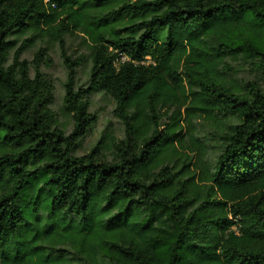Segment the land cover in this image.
<instances>
[{"label": "trees", "instance_id": "16d2710c", "mask_svg": "<svg viewBox=\"0 0 264 264\" xmlns=\"http://www.w3.org/2000/svg\"><path fill=\"white\" fill-rule=\"evenodd\" d=\"M0 264H264V0H0Z\"/></svg>", "mask_w": 264, "mask_h": 264}, {"label": "rangeland", "instance_id": "374dc122", "mask_svg": "<svg viewBox=\"0 0 264 264\" xmlns=\"http://www.w3.org/2000/svg\"><path fill=\"white\" fill-rule=\"evenodd\" d=\"M65 49L66 52L70 55L71 59H77L79 55L84 52L83 44H80V41L77 37L75 39L69 37L67 40V48ZM37 52L38 47L37 50L36 48H34L28 51L25 55V58L29 61ZM41 68L45 73L49 74L54 79L56 107H58L64 93V83L67 78V69L63 62V58L61 56V49L59 46L52 48L48 52L46 57H44ZM81 79L83 80V78ZM95 101V109L100 111V119L98 124L94 128V132L85 138L82 146L79 149V151L84 154H89L90 152L94 151L95 143L98 139L99 132L103 128V123L108 120H111L113 127L118 128L119 126L118 120L112 115L113 105L108 102L104 97L100 96L95 97ZM117 132H119V130H117Z\"/></svg>", "mask_w": 264, "mask_h": 264}]
</instances>
